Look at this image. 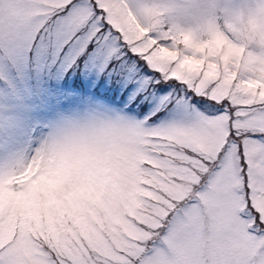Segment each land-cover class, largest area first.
Masks as SVG:
<instances>
[{"label": "snow or ice", "instance_id": "snow-or-ice-1", "mask_svg": "<svg viewBox=\"0 0 264 264\" xmlns=\"http://www.w3.org/2000/svg\"><path fill=\"white\" fill-rule=\"evenodd\" d=\"M0 264H264V0H0Z\"/></svg>", "mask_w": 264, "mask_h": 264}, {"label": "rangeland", "instance_id": "rangeland-1", "mask_svg": "<svg viewBox=\"0 0 264 264\" xmlns=\"http://www.w3.org/2000/svg\"><path fill=\"white\" fill-rule=\"evenodd\" d=\"M113 107H115V106H113ZM82 111H83V109L73 108V109L69 110V114H75V113H79V112H82Z\"/></svg>", "mask_w": 264, "mask_h": 264}]
</instances>
